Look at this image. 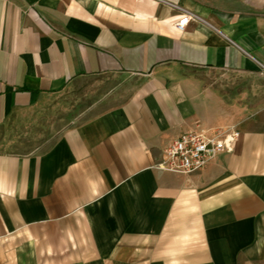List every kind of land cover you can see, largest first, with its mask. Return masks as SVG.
<instances>
[{"label":"crops","instance_id":"obj_1","mask_svg":"<svg viewBox=\"0 0 264 264\" xmlns=\"http://www.w3.org/2000/svg\"><path fill=\"white\" fill-rule=\"evenodd\" d=\"M166 1L205 22L178 30L162 0H0V264H264L260 110L195 75L264 69V0ZM99 75L125 98L46 147L17 138ZM184 131L238 134L202 170L158 169Z\"/></svg>","mask_w":264,"mask_h":264},{"label":"rangeland","instance_id":"obj_2","mask_svg":"<svg viewBox=\"0 0 264 264\" xmlns=\"http://www.w3.org/2000/svg\"><path fill=\"white\" fill-rule=\"evenodd\" d=\"M195 75L220 90H243L247 104L255 105L260 110L264 122V69L249 75H240L218 68H202ZM128 81L129 79L112 75L78 79L63 93L42 102L29 115L27 124L17 128L20 131L17 138H27L22 136L30 134L32 142L29 146L46 147L64 128L83 122L123 100L126 94L116 91V88L125 86Z\"/></svg>","mask_w":264,"mask_h":264},{"label":"built area","instance_id":"obj_3","mask_svg":"<svg viewBox=\"0 0 264 264\" xmlns=\"http://www.w3.org/2000/svg\"><path fill=\"white\" fill-rule=\"evenodd\" d=\"M162 1L182 12V16L175 22L176 28L180 31H185L192 21L205 22L202 16L186 8L166 0ZM237 134L224 135L221 131H216L214 134L208 135L205 132L184 131L167 144L156 167L184 174L202 170L220 153L229 148L228 142H231Z\"/></svg>","mask_w":264,"mask_h":264}]
</instances>
